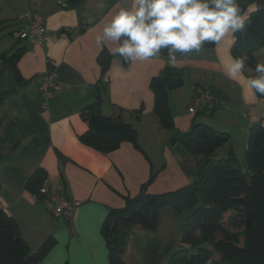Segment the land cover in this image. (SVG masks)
Segmentation results:
<instances>
[{"label":"crops","instance_id":"1","mask_svg":"<svg viewBox=\"0 0 264 264\" xmlns=\"http://www.w3.org/2000/svg\"><path fill=\"white\" fill-rule=\"evenodd\" d=\"M68 1L22 0L21 5V0H0V209L15 222L31 252L46 239L54 240L41 264H109L101 234L109 211L122 208L125 197L139 195L151 172L156 173L147 187L151 195L176 191L194 179L197 157L171 139L187 133L193 123L205 124L229 135L214 159L226 158L230 148L242 162L249 128L264 119V101L243 79L233 81L224 74L232 60V35L212 48L177 55L174 66L161 55L127 66L115 57L101 78L97 55L102 49L115 54L118 45L109 42L101 48L95 37L133 0H103V8L97 7L98 0H85L76 7ZM260 4L261 0H249L245 16ZM19 5L25 6L23 11L10 15ZM29 11L45 19L41 46L11 38V31ZM4 31L10 41L3 38ZM19 51L17 78L6 59ZM251 61L255 67L264 63V48ZM166 67L184 73L183 85L168 94L173 130L159 125L149 87ZM47 72L55 73L58 90L44 102L39 85ZM252 73L258 75L244 69L245 77ZM101 82L102 114L119 115L131 125L141 150L122 142L116 150L103 153L79 141L87 130L81 110L96 101L94 88ZM198 86L211 90L226 107L189 114ZM37 169L45 174L43 182L49 188L80 202L72 219L54 218L44 201L25 189ZM184 212L175 214L163 207L154 230L127 227L122 263L167 264L179 246L188 213Z\"/></svg>","mask_w":264,"mask_h":264},{"label":"trees","instance_id":"2","mask_svg":"<svg viewBox=\"0 0 264 264\" xmlns=\"http://www.w3.org/2000/svg\"><path fill=\"white\" fill-rule=\"evenodd\" d=\"M84 1L69 0L68 5L76 7ZM237 2L246 14L249 0ZM213 46L206 44L202 49ZM263 48L264 0H261L260 7L246 15L243 31L233 34L230 54L232 58L245 56V68L255 71L252 55ZM19 56L20 51L6 59L17 78L15 63ZM161 56L167 55L162 53ZM115 57L118 56L105 49L99 52L96 62L101 78ZM121 61L124 66L129 64ZM255 76L252 73L248 77ZM183 82V71L172 67L164 68L150 81L153 111L164 129H174L168 94ZM103 85L101 82L95 86L96 101L81 110L87 130L78 137L79 141L103 153L116 150L122 142H130L141 150L131 125L125 124L119 115L102 114ZM259 97L264 101V97ZM171 142H179L197 157L192 183L173 192L151 195L147 187L156 175L151 172L139 195L125 197L122 208L110 210L101 228L109 264H123L126 228L138 226L154 230L160 209L167 206L175 214L188 212L179 246L167 264H264V126L256 124L249 128L242 162L230 148L226 158L214 159L216 150L229 142V135L205 124L193 123L187 133L172 138ZM44 177L45 174L37 169L25 184V189L38 199H42L39 188ZM53 245L54 240L48 238L37 251L31 252L15 222L0 209V264H41Z\"/></svg>","mask_w":264,"mask_h":264},{"label":"clouds","instance_id":"3","mask_svg":"<svg viewBox=\"0 0 264 264\" xmlns=\"http://www.w3.org/2000/svg\"><path fill=\"white\" fill-rule=\"evenodd\" d=\"M97 7L103 8V0ZM246 16L237 0H133L104 23L95 42L103 48L115 43V54L125 63L167 55L174 66L177 55L200 52L206 44L219 45L226 36L243 31ZM246 57L232 58L224 67L228 79H243L247 88L264 97V63L255 77H245Z\"/></svg>","mask_w":264,"mask_h":264},{"label":"built area","instance_id":"4","mask_svg":"<svg viewBox=\"0 0 264 264\" xmlns=\"http://www.w3.org/2000/svg\"><path fill=\"white\" fill-rule=\"evenodd\" d=\"M45 34L46 23L44 17L36 12L29 11L22 19V24L11 31V38L31 45L41 46L44 43ZM57 83L54 72H47L41 78L39 90L44 102L58 90ZM225 107L226 103L215 96L211 90L198 86L194 89L193 103L187 109V112L191 115H196L209 113L218 108ZM260 124L264 126V119ZM39 194L42 196V200L54 218L70 220L73 218L76 208L80 205L79 201L49 188L45 182L39 188Z\"/></svg>","mask_w":264,"mask_h":264},{"label":"rangeland","instance_id":"5","mask_svg":"<svg viewBox=\"0 0 264 264\" xmlns=\"http://www.w3.org/2000/svg\"><path fill=\"white\" fill-rule=\"evenodd\" d=\"M22 4H23V3H22V0H21V5H22ZM21 5H19V6L17 7V9L12 10V12H10V15H12V14L19 15V14H17V13H19L20 11L22 12V11H23V8L25 7V6L22 7ZM21 12H20V13H21ZM3 38L6 39V40H9L8 37L6 36V32H5V31L3 32ZM9 41H10V40H9ZM186 213H187V211L184 212V214H186Z\"/></svg>","mask_w":264,"mask_h":264}]
</instances>
